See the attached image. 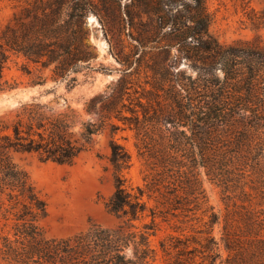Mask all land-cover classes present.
<instances>
[{"label": "trees", "instance_id": "16d2710c", "mask_svg": "<svg viewBox=\"0 0 264 264\" xmlns=\"http://www.w3.org/2000/svg\"><path fill=\"white\" fill-rule=\"evenodd\" d=\"M9 1L17 6L27 2L30 7L23 12L29 21L23 20L21 11L0 34V90L12 88L4 79L10 53L54 63L56 83L67 80L72 71H78L79 63L89 60L93 44L87 16L90 12L104 15L96 0ZM130 2L131 6H146L149 16L164 15V24L172 26V33H180L181 52L197 75L157 70L160 77L152 83L153 97L141 106L143 118L139 119L138 109L131 110L137 112L134 128L143 141L139 150L153 158V172L146 176L144 187L127 186L118 178L107 205L124 221L115 227L93 225L69 237L45 238L35 222L46 212V203L11 157V152L38 153L45 160L73 162L91 147L111 113H121L126 106L129 87L124 77L86 102V113L98 118L85 119L67 99L66 107L59 110L35 98L22 103L13 119L0 118V192L8 190L10 199L22 205L18 219L44 264H153L150 236L156 226L155 209L151 208L152 221L143 228L132 223L148 209L145 196L174 210L184 208L181 202L189 196L202 205L206 198L201 182L204 168L224 185L226 212L203 210L209 217L208 227L200 230L201 237L195 240L198 245L190 248L184 240L170 243L179 256L167 264H264V169L258 134L264 128V49L244 51L241 60L237 48L222 45L209 30L211 18L204 0ZM130 8L127 4L126 14L132 18ZM219 67L225 73L222 80L216 73ZM72 81L76 79L69 85ZM259 98L263 111L253 107ZM111 149L110 159L116 167L130 164L131 155L121 144L112 140ZM243 158L256 160L258 166L245 162L256 178L248 174V180L242 171ZM216 227L220 236L215 234Z\"/></svg>", "mask_w": 264, "mask_h": 264}, {"label": "rangeland", "instance_id": "374dc122", "mask_svg": "<svg viewBox=\"0 0 264 264\" xmlns=\"http://www.w3.org/2000/svg\"><path fill=\"white\" fill-rule=\"evenodd\" d=\"M96 1L104 15L90 12L87 16L92 55L88 61L79 63L76 66L78 69L75 67L78 71H72L67 80L56 83L52 78L54 63L34 62L23 54L10 53L5 63L4 79L12 88L0 90V118L10 120L22 103L34 98L36 102L59 110L66 107L67 99L68 104L78 109L85 119L98 118L86 113V102L94 95L105 92L107 86L120 77L125 78L129 87L122 112L111 113V119L94 136L91 147L73 162L45 160L38 153L11 152L13 161L27 173L35 191L46 203V212L35 222L45 238L69 237L93 225L115 227L124 221L107 205L116 190L118 178L122 177L127 186L144 187L146 176L150 177L153 172V158H149L147 151L142 154L139 150L143 141L134 128L137 112L131 110L138 109L139 119L143 118L141 106L153 97L150 93L152 83L160 77L155 74L157 70L168 68L173 73L181 71L197 75L191 61L181 52L182 45L178 42L180 33H172V26L164 24L163 14L149 16L146 6H131L130 0ZM204 2L211 18V34L222 45L237 48L241 60L245 58L244 51L264 49V0ZM127 4L132 8V18L126 14ZM28 6L27 2L17 6L12 1L0 0V34L21 11L23 20L28 22V13L23 12V8ZM178 9L182 10L180 6ZM179 11L174 9L175 13ZM135 38H139L141 43ZM216 73L221 80L224 78L225 73L220 67ZM72 78L76 81L69 85ZM260 99L253 107L263 111V107L259 106L262 103ZM258 134L261 136L259 159L261 169H264L263 127ZM112 140L130 153L129 165L116 167L113 164L110 159ZM246 160L256 165V160L243 158L242 171L246 177L250 174L256 178ZM251 177H247L248 180ZM201 182L206 195L202 205L189 196L187 202H181L184 208L174 210L170 206L164 207L155 198L145 196L148 209L142 219L132 223L143 228L144 223L152 221L151 208L155 209L156 226L150 236V243L155 249L153 264H167L178 258V249L170 243L184 240L189 242L190 248L198 245L195 240L201 237L200 230L205 231L208 227L205 221L209 217L203 215V210L207 209L208 213L226 212L227 192L224 185L209 176L204 168H201ZM7 192H0V264H44L45 261L35 253L33 239L24 232L23 221L18 219L22 205H16V200L10 199ZM219 230L216 227L217 236H220Z\"/></svg>", "mask_w": 264, "mask_h": 264}, {"label": "water", "instance_id": "95a60500", "mask_svg": "<svg viewBox=\"0 0 264 264\" xmlns=\"http://www.w3.org/2000/svg\"><path fill=\"white\" fill-rule=\"evenodd\" d=\"M89 20V19H88Z\"/></svg>", "mask_w": 264, "mask_h": 264}]
</instances>
